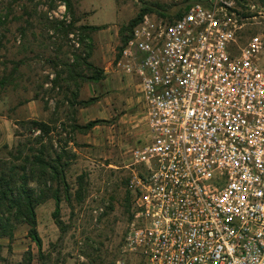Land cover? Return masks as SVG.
<instances>
[{
	"label": "built area",
	"instance_id": "1",
	"mask_svg": "<svg viewBox=\"0 0 264 264\" xmlns=\"http://www.w3.org/2000/svg\"><path fill=\"white\" fill-rule=\"evenodd\" d=\"M254 17L197 0L172 22L145 14L118 49L111 71L137 85L148 138L130 150L112 264H264V35L242 34Z\"/></svg>",
	"mask_w": 264,
	"mask_h": 264
},
{
	"label": "rangeland",
	"instance_id": "2",
	"mask_svg": "<svg viewBox=\"0 0 264 264\" xmlns=\"http://www.w3.org/2000/svg\"><path fill=\"white\" fill-rule=\"evenodd\" d=\"M194 1L0 0V158H8L19 140L38 134L23 131L18 121H45L52 129L45 140L74 154L68 183L74 190L81 175L84 190L82 202L73 196L60 202L64 231L52 218L54 200L39 204L40 253L26 235L27 225L19 224L11 239H0V264H25L28 249L30 264H112L121 257L130 150L147 141L148 130L137 85L111 71L121 43L118 30L144 4L159 3L174 12ZM237 6L242 15L255 16L243 27L245 38L264 35L261 1L239 0ZM91 25L103 27L83 34L81 27ZM258 63L264 70V45ZM87 64L100 69L102 78L68 77L69 67L84 74ZM95 119L101 121L90 129L72 128ZM16 130L25 135L16 136ZM93 208L103 209L96 221Z\"/></svg>",
	"mask_w": 264,
	"mask_h": 264
},
{
	"label": "trees",
	"instance_id": "3",
	"mask_svg": "<svg viewBox=\"0 0 264 264\" xmlns=\"http://www.w3.org/2000/svg\"><path fill=\"white\" fill-rule=\"evenodd\" d=\"M239 2V0H237ZM264 5V0H260ZM190 4V3H188ZM184 7L178 8L174 12L159 3L144 4L137 14L127 23L120 26L118 35L120 47L125 43L128 35L135 24H137L145 14H156L158 17L166 18L172 22L180 17ZM2 21L0 20V23ZM103 26H82V33L87 35L88 28L99 29ZM90 69L84 74L76 72L69 67L68 77L74 78L77 75L83 80L97 81L102 78V71L87 64ZM3 85V82L0 83ZM74 95V99L76 98ZM91 100H78L79 104H88ZM99 119L91 120L84 125L73 124L72 128L87 130L98 123ZM18 125L23 131L37 132L31 139L19 140L16 146L9 151L8 158H0V239L7 237L11 239L14 230L19 224L27 225V237L36 245L38 252L42 249V240L37 231L36 207L52 198L55 207L52 218L59 230L64 231L66 225L60 216V202L62 199L70 201L71 197L77 202H82L84 198L83 176H78V186L73 190L68 183L66 172L69 167L70 159L74 154L65 150L63 146L59 151L54 148L51 139L45 140L44 137L52 130L50 125L42 120L27 119L18 121ZM16 136H23L25 133L16 130ZM47 138V137H46ZM34 142V143H33ZM127 182V180H125ZM32 183L35 186H32ZM129 190L126 192V206L129 207ZM32 253L26 251V262L30 264Z\"/></svg>",
	"mask_w": 264,
	"mask_h": 264
},
{
	"label": "crops",
	"instance_id": "4",
	"mask_svg": "<svg viewBox=\"0 0 264 264\" xmlns=\"http://www.w3.org/2000/svg\"><path fill=\"white\" fill-rule=\"evenodd\" d=\"M113 73V72H112ZM114 75H116V76H120V75H118V74H115V73H113ZM122 77V76H121Z\"/></svg>",
	"mask_w": 264,
	"mask_h": 264
}]
</instances>
